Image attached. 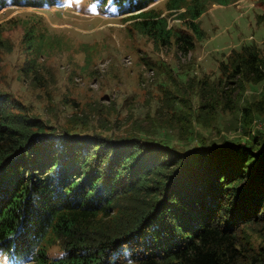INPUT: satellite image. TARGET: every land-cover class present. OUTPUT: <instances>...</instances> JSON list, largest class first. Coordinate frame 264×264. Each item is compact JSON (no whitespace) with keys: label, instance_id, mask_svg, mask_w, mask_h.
<instances>
[{"label":"trees","instance_id":"1","mask_svg":"<svg viewBox=\"0 0 264 264\" xmlns=\"http://www.w3.org/2000/svg\"><path fill=\"white\" fill-rule=\"evenodd\" d=\"M155 1L101 0L121 16L137 64L154 73L162 102L150 125L133 120L129 134L118 130L130 117L117 110L110 119L100 105L81 104L76 71L65 79L71 88L56 85L44 58L71 43L48 36L42 16L0 22V246L9 254L34 256L38 264H264V131L246 137L264 119V41L231 48L196 76L195 53L208 35L202 16L237 0H163L148 8ZM252 1L264 31V0ZM64 5L0 0V9ZM77 45L81 71L94 66L99 43ZM171 49L192 53L191 63L174 71L160 55ZM15 51L17 75L8 76L2 65ZM12 77L28 83L48 118L7 89ZM255 86L259 94L241 103ZM188 95L200 100L189 118L178 112L189 111ZM235 110L242 136L189 139L192 119L209 130L219 113Z\"/></svg>","mask_w":264,"mask_h":264},{"label":"rangeland","instance_id":"2","mask_svg":"<svg viewBox=\"0 0 264 264\" xmlns=\"http://www.w3.org/2000/svg\"><path fill=\"white\" fill-rule=\"evenodd\" d=\"M61 1V0H60ZM163 0H156L148 8H158ZM65 5L48 8L35 9L31 7L7 6L0 9V22L8 20L14 16L22 19L32 20V15L42 16L41 24L47 28V35L59 40L71 43L70 48H55L45 59V64L52 67L56 79V85L61 90L71 88L69 82L65 79L72 71H76L73 81L79 91L81 104L102 107L103 114L109 113L112 119L115 111L118 110L121 119L131 118L118 130V134L131 130L137 124L150 125L152 116L158 106L159 91L151 82L154 81V73L147 71L137 64L135 54L132 53L130 42L125 34L124 27L121 23V16L116 15L115 9L106 8L101 4V0H65ZM146 8V9H148ZM260 10L255 7L252 0H237L234 4L221 7L214 5L209 12L202 16V27L207 32V38L203 41L202 50L195 53L194 68L191 73L199 76L205 73L209 68L215 67L218 60L222 58V53H227L231 48L237 47L250 40L264 41V31L255 24V13ZM172 20L168 23L171 25ZM20 32L15 35V42H18ZM140 39L137 40V43ZM99 43L98 56L95 65L83 69L84 57L77 53L79 43L96 45ZM18 48V44L16 45ZM56 46V45H55ZM141 48L149 50L143 42ZM160 52L161 58L169 63L174 71H177L178 65L191 63L192 53L184 56L174 53L171 49ZM214 53L211 58L207 53ZM17 51L7 56L4 61L3 71L11 76L17 75L15 72V63H17ZM46 53H44V56ZM94 58V57H92ZM205 68V71L203 69ZM95 70V73L91 70ZM141 75L140 81L138 75ZM207 74H210L209 71ZM182 82H187L186 77L180 71ZM10 80V86L7 89L13 90L14 93L23 97L24 102L31 104L33 109L39 110L45 118L49 117L42 107L34 103L31 99V93L27 82L21 83L14 77ZM8 82V79L6 80ZM183 84V85H184ZM2 87L5 84H1ZM6 89V90H7ZM259 86L247 87L241 97V103L250 100L252 96L259 94ZM174 92V90H171ZM181 91L176 92L178 96ZM133 97V98H132ZM187 97L189 111H185L183 106L178 108L179 113L188 117L189 113L194 115L196 107L200 103L199 98L194 95ZM132 98V100H130ZM184 98V97H181ZM81 105V106H82ZM59 107V106H58ZM240 113L235 110L233 113H219L214 120L215 128L204 130L194 119L190 121L191 138H198L199 135L213 140L223 138L232 139L242 136V130L239 126ZM189 118V117H188ZM137 119V120H135ZM117 128L111 129L116 131ZM264 131V119H256L254 124L246 133L247 138H254L257 131ZM135 131V130H134ZM159 136H165L160 132ZM171 140L175 141L176 136L170 133ZM192 140V139H191ZM195 140V139H194ZM192 140V141H194ZM190 147V146H189ZM54 250V249H52ZM0 264H38L34 256H14L9 254L0 246Z\"/></svg>","mask_w":264,"mask_h":264}]
</instances>
